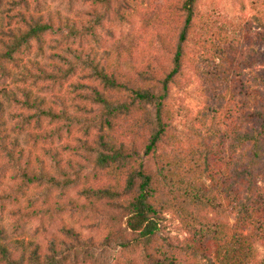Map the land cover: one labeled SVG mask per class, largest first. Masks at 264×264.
<instances>
[{
	"label": "trees",
	"instance_id": "obj_1",
	"mask_svg": "<svg viewBox=\"0 0 264 264\" xmlns=\"http://www.w3.org/2000/svg\"><path fill=\"white\" fill-rule=\"evenodd\" d=\"M199 2L0 0V264H264V0L181 139L172 90Z\"/></svg>",
	"mask_w": 264,
	"mask_h": 264
},
{
	"label": "rangeland",
	"instance_id": "obj_2",
	"mask_svg": "<svg viewBox=\"0 0 264 264\" xmlns=\"http://www.w3.org/2000/svg\"><path fill=\"white\" fill-rule=\"evenodd\" d=\"M58 2L52 3V6L57 5ZM257 5L260 6V0H200L198 6L200 16L195 21L186 47L188 55L181 82L172 90L171 102L181 108L180 117L174 124L175 133L181 139L188 136L189 125L193 124L196 119H200V111L210 107L209 97L213 91L226 90V82L223 81L231 80V77L220 78L222 69L220 56L223 52L229 54L230 48H235L232 53L237 50L238 55L235 56L234 67L250 53L249 49L253 46L256 31L255 25L251 23ZM89 7V4L81 7L84 16ZM113 24L112 27L116 32L120 30V27L124 31L131 29L119 24L113 26ZM249 29H252V32ZM258 64L251 65L250 69L257 68ZM250 69H245V71ZM68 198L76 199L75 191H72ZM65 217L64 226L74 227L84 237L90 236L95 240L102 238V233L98 229L87 228L91 225L90 220L75 223V216ZM164 217V234L167 237L177 241L188 236L185 225L176 214L168 212ZM60 228L61 226L55 225L48 233L40 235L38 240L43 245L44 251L51 239L63 237L59 232Z\"/></svg>",
	"mask_w": 264,
	"mask_h": 264
}]
</instances>
